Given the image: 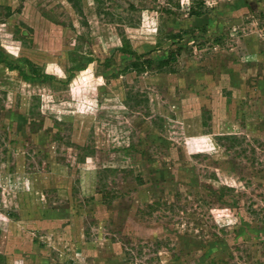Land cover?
I'll return each mask as SVG.
<instances>
[{"label":"rangeland","instance_id":"obj_1","mask_svg":"<svg viewBox=\"0 0 264 264\" xmlns=\"http://www.w3.org/2000/svg\"><path fill=\"white\" fill-rule=\"evenodd\" d=\"M201 1L0 0V264H264V0Z\"/></svg>","mask_w":264,"mask_h":264},{"label":"trees","instance_id":"obj_2","mask_svg":"<svg viewBox=\"0 0 264 264\" xmlns=\"http://www.w3.org/2000/svg\"><path fill=\"white\" fill-rule=\"evenodd\" d=\"M65 1L71 6V8L74 10V12L76 14H78L79 16L82 15L81 3H80L81 0H65ZM195 5L198 6V9H192V10H190L189 11V15L190 16H194V17H200V16L204 15L205 10H203V2L201 0H199V2L196 3ZM130 50L131 49H129V50H127V49L125 50L124 49V50H122V52H126L127 53V51H128L131 54H134L133 51H130ZM169 56L170 57H168V59H165V61L162 62L160 65H162V64L168 65L169 64L168 61L173 60V58H174V57H172L171 54ZM133 57H134V61L131 63V68L135 72H137V73L143 72L147 68V67L144 66V64H146L148 67H149V65L153 64V61L150 60V59H146V60H144L142 62H139V59H140L139 57L140 56H138L136 54H134ZM3 62L4 63H7V61H5V60H3ZM76 68H78V70H81L82 69V67H81L80 64ZM34 70L31 71L32 72V75L31 76L30 75L29 76L26 75L21 70H19V73H20V75H22V77L24 79H28V78H41L42 76L44 78L47 77L46 75L39 73V70H37V69L35 71Z\"/></svg>","mask_w":264,"mask_h":264}]
</instances>
